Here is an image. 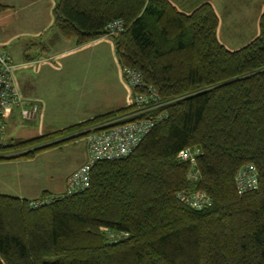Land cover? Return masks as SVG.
<instances>
[{
    "label": "trees",
    "instance_id": "1",
    "mask_svg": "<svg viewBox=\"0 0 264 264\" xmlns=\"http://www.w3.org/2000/svg\"><path fill=\"white\" fill-rule=\"evenodd\" d=\"M9 9L0 3V15ZM53 18L79 47L122 21L125 32L110 38L122 70L141 72L171 104L132 155L95 165L88 190L34 201L0 195V264H264V12L259 36L238 51L220 43L211 4L186 15L169 0H56ZM135 111L14 141L0 148V163L33 160L75 140L6 156ZM186 150L200 152L197 181L179 158ZM247 166L257 169L258 188L240 196L235 179ZM194 192L211 206L194 211L178 197Z\"/></svg>",
    "mask_w": 264,
    "mask_h": 264
},
{
    "label": "rangeland",
    "instance_id": "2",
    "mask_svg": "<svg viewBox=\"0 0 264 264\" xmlns=\"http://www.w3.org/2000/svg\"><path fill=\"white\" fill-rule=\"evenodd\" d=\"M55 2L56 0H0L1 4L10 7L0 15V42H9L6 49L15 64H21L24 60L26 62L30 57L32 62H40L53 54H63L60 61L54 63L55 67L60 68L59 71L44 67L39 73L25 70L17 74L21 88L32 90V97L37 99L38 104L45 105L46 134L100 114L105 108L102 101L107 86L118 84L117 58L108 43L97 44L95 41L79 47L76 40H67L66 45L48 44L57 31L52 14ZM212 2L220 19L218 38L228 50H241L259 36L264 0ZM87 132L53 138L40 145L5 155L7 158L14 157L64 140H75L70 145L43 150L33 160L0 163V191L11 195L23 190L29 196H35L42 189L64 192L65 179L85 158L83 140ZM39 135L40 122L24 121L20 111H16L7 120L8 141L4 148L14 141L32 140L40 137ZM80 136L82 137L78 139Z\"/></svg>",
    "mask_w": 264,
    "mask_h": 264
},
{
    "label": "built area",
    "instance_id": "3",
    "mask_svg": "<svg viewBox=\"0 0 264 264\" xmlns=\"http://www.w3.org/2000/svg\"><path fill=\"white\" fill-rule=\"evenodd\" d=\"M122 21H115L107 27V38L117 37L125 32ZM27 65L15 64L5 46L0 45V148L7 145L6 127L9 117L20 111V115L27 122H43V109L40 103L28 102L23 97L16 81V73ZM122 78L126 86L132 91L130 107L136 111L124 118L106 123L92 129L85 136L83 142L86 148L87 161L79 169L71 173L65 182V190L59 196L71 197L90 188L91 173L95 165L102 161H118L132 155L151 131L163 122L167 116L165 109L171 104L162 100L160 93L147 87L141 72L133 69H123ZM163 112L155 116L156 111ZM144 117L131 123L117 125L133 118ZM200 152L186 150L180 154V160L190 163L192 172L190 180L197 181V156ZM238 194L243 196L258 188V171L254 166L244 167L235 179ZM179 199L194 211H203L211 206V199L204 192L180 194ZM46 201L43 204H48ZM37 207L38 204H34Z\"/></svg>",
    "mask_w": 264,
    "mask_h": 264
},
{
    "label": "crops",
    "instance_id": "4",
    "mask_svg": "<svg viewBox=\"0 0 264 264\" xmlns=\"http://www.w3.org/2000/svg\"><path fill=\"white\" fill-rule=\"evenodd\" d=\"M169 1L181 13L186 14V15L192 14L197 8H199L203 4H211L214 7V9L216 8L214 3L212 2V0H169ZM54 6H55V3H53V5H52L53 9H54ZM53 9H52V14H53ZM215 11H216V9H215ZM36 36H39V34L36 35ZM66 42H68V41L66 39H64L63 37H61L59 35V32L56 31L55 35H53V38L49 40L48 44L55 45L57 43V45L58 44L66 45ZM102 42L108 43L112 47V51L116 55V58H117L116 59V63H117V68H118L117 77H116L118 84L117 85H111L110 84V85L107 86V89H106L107 92L104 94V96H105L104 97V101H102L103 104L105 105L104 110L100 114L96 115L93 118L87 119L85 121H80L77 124H73V125L67 126L65 128H62V130L51 131V132H49V134L50 133L51 134L52 133L55 134V132L57 133L58 131L60 132V131H63L65 129H69L71 127L86 123V122L91 121V120H93L95 118H98V117H101V116H105L107 114H110V113H113V112H117V111H120V110H123V109H126V108L130 107V105L132 103V91L128 88V86H126V84L123 81L122 68H121V66L119 64V59H118V56H117V53H116L115 43H114V41L112 39L107 38V37L106 38H102V39L96 41L95 43L98 44V43H102ZM7 43H9V42H0V45L6 47ZM61 55H63V54H58V55L53 54L52 56L48 57V59L40 61V62H34V61L32 62L33 59L30 57V58H28L26 60V62L24 60V62L22 64L27 65V66L23 70H21L19 72H23L25 70H27V71L28 70H33L34 73H39L40 71L43 70L44 67H51L52 69L59 71L60 68L59 67H55L54 63H58L60 61ZM19 72L16 73V81H17V85H18L23 97L28 102H37V99L32 97V93H33L32 90H26L24 88L23 89L21 88V86L19 84V79L17 78V74ZM40 105L42 106V109H43L42 115L44 116L43 122L40 121V135L39 136L41 137V136H47L49 134L48 133L46 134L44 132L45 111H46L45 105L41 104V103H40ZM6 140L8 141V139H6ZM86 161H87V155H85V158H84L83 162L79 166H77L75 168V170H77L81 166H83L86 163ZM66 179H65V182H66ZM65 182H64V184H65ZM46 192H49V193L54 194V195H58V194L61 193V192H57V191L51 192L49 190L46 191V190L42 189V190L38 191L37 193H35V196H29L30 194H26V191H23V190L19 191V192H16L15 194H11V195L8 194V193L6 194V192H1L0 191V195H7V196H12V197H15V198L22 199V200L34 201V200L40 199L41 196L44 193H46Z\"/></svg>",
    "mask_w": 264,
    "mask_h": 264
}]
</instances>
